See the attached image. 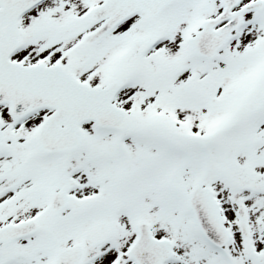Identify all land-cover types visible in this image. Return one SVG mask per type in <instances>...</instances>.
<instances>
[{
	"label": "snow or ice",
	"instance_id": "snow-or-ice-1",
	"mask_svg": "<svg viewBox=\"0 0 264 264\" xmlns=\"http://www.w3.org/2000/svg\"><path fill=\"white\" fill-rule=\"evenodd\" d=\"M0 264H264V0H0Z\"/></svg>",
	"mask_w": 264,
	"mask_h": 264
}]
</instances>
